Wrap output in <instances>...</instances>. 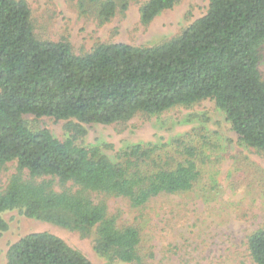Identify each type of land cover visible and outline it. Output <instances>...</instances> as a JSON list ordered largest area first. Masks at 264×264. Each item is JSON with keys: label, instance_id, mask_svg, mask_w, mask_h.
I'll list each match as a JSON object with an SVG mask.
<instances>
[{"label": "trees", "instance_id": "obj_1", "mask_svg": "<svg viewBox=\"0 0 264 264\" xmlns=\"http://www.w3.org/2000/svg\"><path fill=\"white\" fill-rule=\"evenodd\" d=\"M180 1L146 0L141 22L149 25ZM95 2L101 24L129 5ZM263 44L264 0H209L204 16L162 43H98L81 54L66 40L40 39L26 0H0V233L8 230L3 214L17 210L84 235L95 230V249L106 264H152L143 226L120 223L109 200L126 201L140 215L162 196L216 201L221 142L201 129L130 145L113 160L102 146L82 142L83 129L73 121L110 126L212 100L239 145L264 152ZM30 115L70 122L69 136L61 141L48 129L31 128ZM12 163L15 171L2 186ZM246 247L252 264H264V216ZM6 260L93 264L50 232L23 236Z\"/></svg>", "mask_w": 264, "mask_h": 264}, {"label": "rangeland", "instance_id": "obj_2", "mask_svg": "<svg viewBox=\"0 0 264 264\" xmlns=\"http://www.w3.org/2000/svg\"><path fill=\"white\" fill-rule=\"evenodd\" d=\"M26 1L36 35L43 40H66L76 54L90 51L98 43H162L204 16L209 7V0H181L144 25L140 7L146 0H129L127 10L119 8L109 22L101 24L95 0H85L83 6L69 0ZM260 72L264 79V44ZM25 119L31 128L48 129L61 141L69 136L68 121L31 115ZM73 123L83 129L82 142L102 146L113 160L130 145L168 142L205 129V133L221 142L216 153L221 158L216 169L221 194L216 201L204 202L194 195L162 196L140 215L131 211L128 202L110 199V211L120 217V223L138 222L143 226L142 233L154 252L152 264H252L246 238L264 216V152L239 145L237 135L214 101L205 100L190 108L176 107L157 116L140 115L110 126ZM9 166L1 177L2 186L15 171V163ZM3 217L8 230L0 233V264H7L6 254L13 243L36 232L55 234L83 252L93 264H106L95 249V230L84 235L28 218L17 210L5 212Z\"/></svg>", "mask_w": 264, "mask_h": 264}]
</instances>
